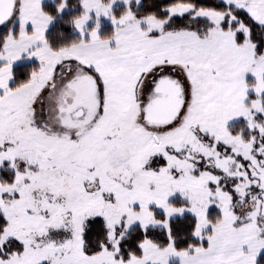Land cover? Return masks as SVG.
<instances>
[{
  "label": "snow or ice",
  "instance_id": "obj_1",
  "mask_svg": "<svg viewBox=\"0 0 264 264\" xmlns=\"http://www.w3.org/2000/svg\"><path fill=\"white\" fill-rule=\"evenodd\" d=\"M0 264H264V0H0Z\"/></svg>",
  "mask_w": 264,
  "mask_h": 264
}]
</instances>
